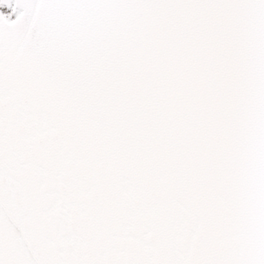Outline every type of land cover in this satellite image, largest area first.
Listing matches in <instances>:
<instances>
[{
  "label": "snow or ice",
  "instance_id": "snow-or-ice-1",
  "mask_svg": "<svg viewBox=\"0 0 264 264\" xmlns=\"http://www.w3.org/2000/svg\"><path fill=\"white\" fill-rule=\"evenodd\" d=\"M0 264H264V0H0Z\"/></svg>",
  "mask_w": 264,
  "mask_h": 264
}]
</instances>
